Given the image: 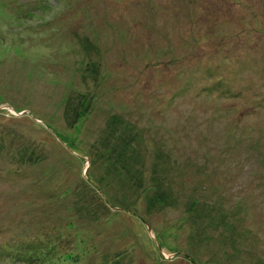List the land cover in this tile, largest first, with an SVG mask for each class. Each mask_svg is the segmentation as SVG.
I'll return each instance as SVG.
<instances>
[{
  "label": "rangeland",
  "instance_id": "1",
  "mask_svg": "<svg viewBox=\"0 0 264 264\" xmlns=\"http://www.w3.org/2000/svg\"><path fill=\"white\" fill-rule=\"evenodd\" d=\"M1 147L0 249L264 264V0H0Z\"/></svg>",
  "mask_w": 264,
  "mask_h": 264
},
{
  "label": "trees",
  "instance_id": "2",
  "mask_svg": "<svg viewBox=\"0 0 264 264\" xmlns=\"http://www.w3.org/2000/svg\"><path fill=\"white\" fill-rule=\"evenodd\" d=\"M44 8H46V7H44ZM18 16H20V13L18 14ZM30 17H33V16H30ZM43 24H44V22H43ZM210 67H213V66H210ZM225 90H229V89H227V87H226ZM229 94L231 95V93H229ZM88 107H89L88 104H86L84 101H80L79 106L76 108V106L74 104V99L73 98L70 99L68 109L74 110L73 116L71 115L73 118V121L71 120L72 128H75L76 126H78L79 123L81 122L82 118H85V113H86V111H88ZM69 120L70 119H68V121ZM114 122L116 124H119L118 121H114ZM125 129H124V133L127 134V136L125 134L119 135L118 134L119 132L118 133L112 132L111 136H110V140L111 139L116 140L119 137L121 139V141L126 143V138H128V137L132 138L133 134H132L131 129H126V130ZM60 135L61 134L58 133L56 136H57V138H59L61 144L66 149H69V150H72L75 152H80V149L77 148V146L75 144L71 143L66 138L65 139L61 138ZM105 141L107 142V138H102L101 143H103ZM108 143L109 142H107L106 144H108ZM33 148L34 147H32L30 145H24L23 147H21L19 150L20 154H18L20 159L23 160L24 157H28L29 161H31L32 164L39 163L41 161V159H40V157L37 156V154ZM0 149L2 150V147ZM124 150L125 149H123V148H122V150L112 149L108 153L109 154L108 160L112 163L111 164L112 166H115V165L121 166L123 164L122 158H124V152H125ZM120 151H123V152H120ZM42 157H44V155H42ZM123 166L125 167V165H123ZM88 176H89V173H88ZM140 184H142V183H140ZM139 186H141V185H139ZM100 191L102 193H104L101 189H100ZM104 194L107 196L106 193H104ZM106 196H101V197H103L102 200L99 198L104 203V206L106 208H108L109 205L112 208L115 207L114 205L111 204V200L109 199V197L108 196L106 197ZM76 208L81 210L83 207H82V205L81 206L77 205ZM44 235H42L41 237L35 238V239L33 238L27 242H11V243H9L6 247H3L2 249H0V263H2V262L4 263V261L6 260V264L8 262H10L12 264L13 263L14 264L15 263H18V264H56V258H55V262L53 260V256L54 255L56 256V242L53 240V237L54 238L56 237V228L53 229L51 232L49 231L46 233V235L49 237L48 241L46 239L44 240V237H43ZM50 240L53 241L55 244L53 242H51Z\"/></svg>",
  "mask_w": 264,
  "mask_h": 264
}]
</instances>
